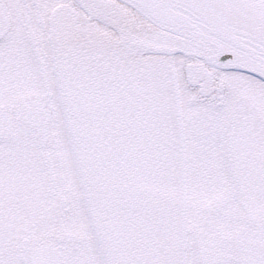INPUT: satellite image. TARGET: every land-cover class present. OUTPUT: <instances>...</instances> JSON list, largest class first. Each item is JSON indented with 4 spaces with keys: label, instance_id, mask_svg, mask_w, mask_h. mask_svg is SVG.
<instances>
[{
    "label": "snow or ice",
    "instance_id": "obj_1",
    "mask_svg": "<svg viewBox=\"0 0 264 264\" xmlns=\"http://www.w3.org/2000/svg\"><path fill=\"white\" fill-rule=\"evenodd\" d=\"M0 264H264V0H0Z\"/></svg>",
    "mask_w": 264,
    "mask_h": 264
}]
</instances>
